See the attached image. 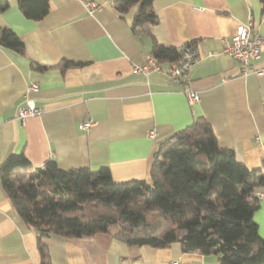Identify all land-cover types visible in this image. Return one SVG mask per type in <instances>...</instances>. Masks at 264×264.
I'll return each mask as SVG.
<instances>
[{
    "label": "crops",
    "instance_id": "crops-1",
    "mask_svg": "<svg viewBox=\"0 0 264 264\" xmlns=\"http://www.w3.org/2000/svg\"><path fill=\"white\" fill-rule=\"evenodd\" d=\"M3 1L0 30L14 32L22 49L0 44V165L22 153L33 168L53 160L64 169L106 167L115 182L150 183L156 146L203 117L220 146L264 173V47L246 74L223 51L238 24L250 22L253 33L264 34V1L153 0L157 22L138 33L130 29L137 5L121 14L112 0H93L99 6L91 12L84 0H48V12L33 20L17 0ZM153 40L176 48L195 44L189 77L198 102L190 105L186 86L170 81L169 62L159 63L160 72L134 71L151 54ZM64 60L77 64L62 67ZM29 82L38 89L27 92ZM26 97L41 114L20 121L16 110ZM85 120L94 125L79 129ZM150 129L153 139L146 136ZM253 219L264 238V197ZM39 240L50 264H218L217 255L184 252L178 242L128 245L110 233L38 238L0 180V264H42Z\"/></svg>",
    "mask_w": 264,
    "mask_h": 264
},
{
    "label": "trees",
    "instance_id": "trees-1",
    "mask_svg": "<svg viewBox=\"0 0 264 264\" xmlns=\"http://www.w3.org/2000/svg\"><path fill=\"white\" fill-rule=\"evenodd\" d=\"M17 1L27 18L38 20L48 12V0ZM152 2L112 0L121 14L137 5L130 26L134 33L157 22ZM0 44L22 49L7 28L0 30ZM151 54L158 63L180 57L176 47L155 40ZM76 64L64 60L61 66ZM149 176L150 183L115 182L106 167L64 169L53 160L33 168L22 153L9 154L0 165L4 190L38 238L110 233L128 245L178 242L184 252L217 255L218 264H264V238L253 219L259 206L255 190L264 187V173L247 168L232 148L220 146L205 118L156 146ZM38 245L42 264H50L40 240Z\"/></svg>",
    "mask_w": 264,
    "mask_h": 264
},
{
    "label": "built area",
    "instance_id": "built-area-1",
    "mask_svg": "<svg viewBox=\"0 0 264 264\" xmlns=\"http://www.w3.org/2000/svg\"><path fill=\"white\" fill-rule=\"evenodd\" d=\"M85 8L91 12L93 9L99 6L98 3L93 0H84ZM250 22L244 24H238L236 26L235 33L228 39L223 41V51L227 52L237 60L243 70L242 73H247V68L250 66V62L255 60L260 55L261 49L264 47V34L253 33L250 30ZM180 57L177 60L168 63L165 74L169 77L170 81L176 85H185L186 89L184 94L190 105L200 100L197 91L190 87L189 69L193 61L198 55L197 48L193 42H187L177 48ZM134 71L146 73L148 71H162L160 64L155 60L152 54L146 56L145 62L140 65H134ZM256 73H259L256 71ZM38 89L36 82H29L26 86V91H35ZM41 114V109L38 107L32 98L26 97L24 103L18 106L16 110V117L23 121L26 117L36 116ZM94 125V121L85 120L78 124V128L81 130H87ZM156 135L154 129L147 131L146 136L149 139H153ZM256 196L259 200L264 197L263 192H256Z\"/></svg>",
    "mask_w": 264,
    "mask_h": 264
}]
</instances>
